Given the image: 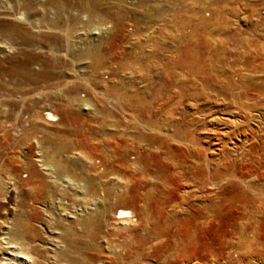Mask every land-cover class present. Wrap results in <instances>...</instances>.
I'll return each mask as SVG.
<instances>
[{"label":"rangeland","instance_id":"obj_1","mask_svg":"<svg viewBox=\"0 0 264 264\" xmlns=\"http://www.w3.org/2000/svg\"><path fill=\"white\" fill-rule=\"evenodd\" d=\"M20 1L0 0V257L264 264V0H30L33 24Z\"/></svg>","mask_w":264,"mask_h":264},{"label":"bare ground","instance_id":"obj_2","mask_svg":"<svg viewBox=\"0 0 264 264\" xmlns=\"http://www.w3.org/2000/svg\"><path fill=\"white\" fill-rule=\"evenodd\" d=\"M93 2H97L100 0H91ZM28 5V7H27ZM18 6H20V8L17 10L16 13L11 14V16H14L17 20L22 21L26 24H33V20H32V16H30L29 12L27 11V9H31V1L27 0V1H23L21 0L20 3L18 4ZM10 15V14H9ZM92 49L89 48L88 49V53H91ZM63 149V147H58L57 150L61 151ZM56 151V150H55ZM58 151V152H59ZM69 181V180H68ZM67 182V181H66ZM132 214V212H131ZM133 216V214H132ZM112 217V216H110ZM115 222L114 224H116V226L118 228H122L124 230L127 231V233L134 235L136 233V230L133 229V220L131 219V215H130V211H124L121 212L119 211L118 213L115 214L114 216ZM82 224V223H81ZM111 224V223H110ZM10 231V230H9ZM92 233V232H91ZM8 234V233H7ZM5 235V234H4ZM127 235V234H126ZM92 236V234H91ZM95 236V235H94ZM5 238V237H4ZM7 238V237H6ZM67 238V237H66ZM120 238V237H119ZM128 238V237H127ZM70 239V238H69ZM5 240V239H4ZM72 241V240H71ZM7 242V240H6ZM9 242V241H8ZM11 243V242H9ZM13 243V245H12ZM9 246H7L8 251L6 249V253L8 255V257H4V255H2L0 257V264H40L36 258L27 253L26 251L23 252L21 251L22 249L18 246H16L14 244V242H12ZM16 243V242H15ZM8 245V244H7ZM126 247V246H125ZM5 248V247H4ZM24 249V248H23ZM120 249V248H118ZM122 249V248H121ZM114 250V249H113ZM119 251V250H118ZM122 251V250H121ZM85 253V252H84ZM125 253V252H124ZM115 258V257H114ZM101 259V258H100ZM122 259V257H121ZM73 260V259H72ZM94 261V260H93ZM123 261V260H122ZM124 262V261H123ZM94 264H103L102 260H96L94 262Z\"/></svg>","mask_w":264,"mask_h":264}]
</instances>
